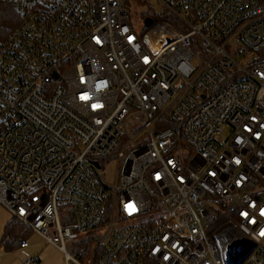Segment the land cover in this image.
<instances>
[{
  "label": "built area",
  "instance_id": "built-area-1",
  "mask_svg": "<svg viewBox=\"0 0 264 264\" xmlns=\"http://www.w3.org/2000/svg\"><path fill=\"white\" fill-rule=\"evenodd\" d=\"M155 1L0 0V204L65 264H264V0Z\"/></svg>",
  "mask_w": 264,
  "mask_h": 264
},
{
  "label": "rangeland",
  "instance_id": "rangeland-1",
  "mask_svg": "<svg viewBox=\"0 0 264 264\" xmlns=\"http://www.w3.org/2000/svg\"><path fill=\"white\" fill-rule=\"evenodd\" d=\"M126 6L129 9V17L133 26L138 29L144 27V20L148 16H152L159 10V5L155 0H126ZM245 62L241 60V64ZM115 161L104 162L102 171L106 175V181L113 185L115 174ZM69 206L65 208L59 207L60 219L63 222L66 218V211ZM11 214L0 204V238L3 235V230L6 222L11 218ZM104 231H100L103 234ZM90 234L88 231L82 234L78 239L84 238ZM27 246H17L14 249H4L0 247V264H24L23 259L25 257L33 256L37 258L36 264H65L63 253L54 245L47 242L39 234L32 232L26 238ZM72 245V243L70 244Z\"/></svg>",
  "mask_w": 264,
  "mask_h": 264
},
{
  "label": "trees",
  "instance_id": "trees-1",
  "mask_svg": "<svg viewBox=\"0 0 264 264\" xmlns=\"http://www.w3.org/2000/svg\"><path fill=\"white\" fill-rule=\"evenodd\" d=\"M15 13L10 8L3 7L0 9V39L3 37H6L14 28L15 26ZM176 123H179L177 121L169 120L167 119V122L163 125V127H172L175 130H177ZM178 132V137L181 139V134ZM63 224H66L65 221L62 222ZM32 233V230L29 229L26 225H24L22 222H20L15 217H11L5 224L3 235L0 238V247H3L4 249H14L17 246H20V242L26 241V238ZM79 245H83V248L81 250L89 249L91 246V243L93 241V238L87 237V238H81L79 240ZM75 249H78V245H75Z\"/></svg>",
  "mask_w": 264,
  "mask_h": 264
},
{
  "label": "snow or ice",
  "instance_id": "snow-or-ice-1",
  "mask_svg": "<svg viewBox=\"0 0 264 264\" xmlns=\"http://www.w3.org/2000/svg\"><path fill=\"white\" fill-rule=\"evenodd\" d=\"M131 39V38H130ZM99 42V41H98ZM81 99H87V97L86 96H82L81 97ZM100 105H96V104H94L93 105V108H96V107H99ZM157 179H159V175L157 174ZM130 209H132V206L131 205H129L128 206ZM132 210H134V209H132ZM21 212H23V209H21ZM261 235H264V230H262V232H261Z\"/></svg>",
  "mask_w": 264,
  "mask_h": 264
},
{
  "label": "water",
  "instance_id": "water-1",
  "mask_svg": "<svg viewBox=\"0 0 264 264\" xmlns=\"http://www.w3.org/2000/svg\"><path fill=\"white\" fill-rule=\"evenodd\" d=\"M150 22H151L150 19L148 17H146L144 20L145 25H149Z\"/></svg>",
  "mask_w": 264,
  "mask_h": 264
}]
</instances>
